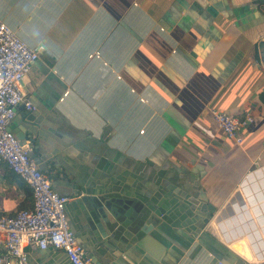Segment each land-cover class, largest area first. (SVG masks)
<instances>
[{
    "label": "crops",
    "instance_id": "0c3cea01",
    "mask_svg": "<svg viewBox=\"0 0 264 264\" xmlns=\"http://www.w3.org/2000/svg\"><path fill=\"white\" fill-rule=\"evenodd\" d=\"M0 20L39 54L21 83L34 111L20 105L11 125L31 129L25 143L68 198L93 264H264V0H0ZM214 110L253 116L242 144ZM23 184L0 163V215L25 204ZM89 192L216 212L126 247L97 240L77 204ZM239 239L253 261L230 248ZM27 253L30 264H71L50 248Z\"/></svg>",
    "mask_w": 264,
    "mask_h": 264
},
{
    "label": "built area",
    "instance_id": "2783aa9c",
    "mask_svg": "<svg viewBox=\"0 0 264 264\" xmlns=\"http://www.w3.org/2000/svg\"><path fill=\"white\" fill-rule=\"evenodd\" d=\"M38 59V50L28 47L0 20V163L30 189L32 198L29 209L0 215V234L4 236L0 240V264H30L27 248H50L63 252L71 264H93L69 227L65 213L68 198L53 190L31 157L29 144H22L9 130L20 105L34 111L21 83ZM211 116L226 137L238 145L243 141L242 130L254 122L250 114L238 117L214 110Z\"/></svg>",
    "mask_w": 264,
    "mask_h": 264
},
{
    "label": "water",
    "instance_id": "95a60500",
    "mask_svg": "<svg viewBox=\"0 0 264 264\" xmlns=\"http://www.w3.org/2000/svg\"><path fill=\"white\" fill-rule=\"evenodd\" d=\"M27 120L33 123V115ZM9 130L15 133L22 144L27 140L25 132L31 133L30 128L27 131L22 129L15 131L13 125ZM36 153L35 148L31 152V157L43 172V160ZM77 204L99 242L109 240L126 247L132 241L140 240L161 223L176 224L194 215L209 221L216 212V208L207 201L200 202L196 208H191L187 202L177 198L157 196L147 202L138 196L118 192H89L81 195ZM249 247L244 239L236 240L230 245L234 252L247 262H251L253 258Z\"/></svg>",
    "mask_w": 264,
    "mask_h": 264
},
{
    "label": "trees",
    "instance_id": "16d2710c",
    "mask_svg": "<svg viewBox=\"0 0 264 264\" xmlns=\"http://www.w3.org/2000/svg\"><path fill=\"white\" fill-rule=\"evenodd\" d=\"M258 47V48H257ZM259 49L261 50H264V42H260L259 44H258V46H256V49H255V52H256V58H257V52H259ZM262 59L264 60V55L262 56ZM263 102H264V98H263ZM10 173H12L11 171H10ZM13 174V173H12ZM23 188H24V191H25V193H26V200H25V204L24 205H22L21 206V208L20 209H29L30 208V206H31V202H32V198H31V191H30V189L27 187V186H25V184H23Z\"/></svg>",
    "mask_w": 264,
    "mask_h": 264
}]
</instances>
